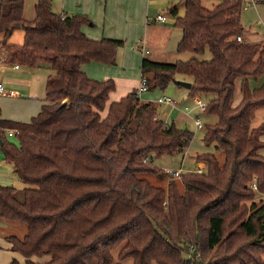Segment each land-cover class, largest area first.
<instances>
[{
  "label": "trees",
  "instance_id": "trees-1",
  "mask_svg": "<svg viewBox=\"0 0 264 264\" xmlns=\"http://www.w3.org/2000/svg\"><path fill=\"white\" fill-rule=\"evenodd\" d=\"M202 2L185 0L174 24L182 33L176 52L196 58L169 64L145 54L140 64L146 92L190 83L189 97L204 100L203 115L214 119L204 142L222 163L211 153L197 156L206 172L181 175L179 189L151 158L183 153L193 134L157 119V105L142 102L137 89L103 117L115 82L82 70L115 65L123 42L89 39L81 27L92 22L54 13L51 0H35L32 21L23 18L24 0H0V51L9 63L50 73L36 116L0 120L4 160L26 185L21 197L0 185V220L25 228L22 239L6 237L23 264H203L185 256L191 249L200 256L203 243L205 252L217 251L211 264H264V127H251L264 108V43L244 41L242 0L211 10ZM17 30L22 43L8 44ZM207 53L210 61L198 59ZM7 130L18 132L19 146L6 140ZM141 175L167 177L166 189Z\"/></svg>",
  "mask_w": 264,
  "mask_h": 264
},
{
  "label": "rangeland",
  "instance_id": "rangeland-1",
  "mask_svg": "<svg viewBox=\"0 0 264 264\" xmlns=\"http://www.w3.org/2000/svg\"><path fill=\"white\" fill-rule=\"evenodd\" d=\"M257 3L255 7H245V4L249 2V0H244L245 3H243L242 11H241V17L240 22L243 26V28L246 31V39H248L249 42L252 41V43H255L254 41L260 40V38H263L264 36V0H256ZM62 2V0H52L54 10L56 13L59 11V5ZM217 0H203L202 5L208 10L212 9L213 4H216ZM34 4L35 0H24V16L26 19H32L34 17ZM105 6H107V0L105 2ZM112 6L109 8V13L112 11ZM117 15L112 16L111 23L114 27H119V31L124 29V21L117 20L115 21L116 16H119V11H115ZM121 18V17H120ZM155 24V27H151L148 37V48L150 45V54H146L147 58H150L151 60L155 62L160 63H175L177 61L179 62H187L191 58H196V56L190 54V53H184V54H178L176 52L177 43L178 40L181 38L182 33L178 29H174L171 25H159ZM129 27V26H127ZM158 28V29H156ZM119 35H123L122 32ZM19 37V40L17 38ZM22 36L23 32L21 30H17L14 32V35L8 41V44H20L22 42ZM101 37V36H100ZM21 39V40H20ZM118 40H122L124 43V48H126L129 52L128 56V62H126L125 66H119V65H113V66H107L105 68H108L107 70H111L109 72V77L106 79H112L115 81L114 77H122V78H128L132 79V77H139L140 76V62L141 57L138 55L135 51V46L141 47L144 41L143 34H140L138 37H135L134 35H126V38L121 39L117 38ZM147 43V41H146ZM138 44V45H137ZM145 47V43H144ZM3 53V51H0ZM199 60H205L210 61L211 56L207 53L204 57H199ZM118 66V67H117ZM49 70L42 68L38 69L37 73L33 75L31 79V83L34 86L35 90L37 91V95L35 92H33V96H36L37 98H41L44 93L45 88V79L48 76ZM102 75H97L95 80L102 81L100 79H104ZM116 83V90L113 92V97H119L124 91H126L128 88L125 89L126 83L115 81ZM160 95H165L172 100H174L177 104H179V108H172L169 105H157L156 100ZM239 98L238 93L235 96ZM140 99L145 102H152L155 103L157 107V113L156 117L163 122L167 121V124L169 122H173L179 129L187 130L190 133L193 134V137L189 143V145L185 148L183 153H176V154H162L158 156H152L151 161L152 164L158 168V169H170V170H178L182 169L183 173H187L188 171H194V169L197 166H200L201 168L204 167L205 172L207 170L206 165L202 162L196 159L197 156L202 154H214L219 163H222L223 156L215 150V147L213 144H207L204 142L205 132H206V125L207 124H213L214 119H208L203 114H198V104L197 102L189 97L188 90L178 87L174 85L173 83L168 85L167 88L163 91L159 90H149L147 92H144L140 95ZM204 101V100H203ZM184 108H187L185 111ZM191 113V114H189ZM196 116H199L201 121L204 124L203 129L197 130L193 125V118ZM165 120V121H164ZM257 126H263L264 127V108L257 110L254 113V116L251 120V127H257ZM5 136V132H4ZM6 140L14 144L15 146H19L18 140L16 137H9L6 138ZM261 140L264 141V134L261 136ZM1 152V151H0ZM2 154V152H1ZM264 154V151H263ZM3 155V154H2ZM3 157V156H2ZM4 158V157H3ZM189 174V173H187ZM141 177L145 178L149 183L153 186L166 189L168 178L165 179H157L153 175H141ZM176 184L179 186V189H181V180L180 179H174ZM0 185L1 186H8V187H15V186H22L21 181L17 178V176L14 174L13 168L9 163L4 162L0 159ZM255 192V191H254ZM21 191L17 192V196L21 197ZM256 193V192H255ZM259 195H257L254 199L256 203L259 202ZM5 222V221H4ZM3 229H0V245L5 241L6 236L8 235H15L18 238H23L25 235V228L17 223L12 222H5V224H2ZM204 228H206L205 219L203 220V240H204ZM229 228L226 229V235H228ZM247 250H250L248 248ZM200 256H198L196 259L203 264H211L217 262L218 259L215 257L216 250L212 252H205V246L204 243L199 247ZM114 257H116L117 253L113 252ZM261 259L264 260L263 254L260 255ZM16 258L18 257L17 254H13L10 251L6 250H0V264H5L8 259ZM220 259V258H219ZM20 260V258H19ZM230 264L232 261L229 262ZM122 264H132L131 259H127ZM197 264H200L197 262ZM237 264V263H232Z\"/></svg>",
  "mask_w": 264,
  "mask_h": 264
},
{
  "label": "crops",
  "instance_id": "crops-1",
  "mask_svg": "<svg viewBox=\"0 0 264 264\" xmlns=\"http://www.w3.org/2000/svg\"><path fill=\"white\" fill-rule=\"evenodd\" d=\"M242 1L243 3H245L244 0ZM105 2L106 0H62V2L59 5V11L56 13L51 0V9L54 13L59 15H65V16L80 15L87 17L92 23L89 25H83L81 27V31L86 37L92 40H100L102 38L124 39L126 38V35H134L135 37H138L140 34H143L145 48L149 52V54H150V45L148 48V44H149L148 32L150 31L151 27H155L154 23L164 26L169 24L174 29H178L174 27V24L178 19L183 18L185 15V0H107V6H105ZM219 3L220 1L217 0V3L213 4L212 9ZM111 5H113L112 11L111 13H109V8ZM249 7H255V6H249ZM115 11H119V15L121 17L120 18L119 16H116L115 21L121 19L124 21L125 25L123 30L119 31V27L112 26V24H116V23H111L112 16L117 15ZM158 14H164L166 16L167 22L166 23L154 22V19ZM34 17L32 19H26L24 16V8H23V18L25 20L32 21ZM121 32L123 35H119ZM245 36H244V41L249 42ZM17 38L19 40L18 36ZM10 39L8 41H10ZM180 39L178 40V43ZM22 41H23V36H22ZM254 42L264 43V36L263 38H260V40ZM127 51L128 50L124 48V43H123V46L117 50L115 65L125 66L126 62H128V56H129L128 55L129 52ZM135 51L138 55H140L142 60L143 55L137 52L136 46H135ZM8 64L10 66L6 67L3 70L0 76V80L2 81L7 91H13L17 95L0 96V120L27 123L32 117L36 116L39 113L41 109V105L43 103V99L45 97V88H44L43 96L40 99L37 98L36 96H33V92L36 93L34 95H37V91L32 85L31 79L33 75L37 73L38 69L28 68L25 66H19L18 69H14L12 64L15 63L8 62ZM105 67L107 66L99 65V64H87L82 67V70L91 79L95 80L97 75L104 74L103 75L104 79H100V80H106L109 77V75L107 74H109L111 70H107L108 68ZM49 74L50 73H48V75ZM47 77L45 81L47 80ZM114 78L115 81L125 82L126 83L125 89L126 88L128 89L124 91V93H122L119 97L117 96L115 98H112L113 92L115 91L109 94V99L106 104V109L102 114L103 117L106 115L107 109L112 102L119 101L121 98L125 97L132 90L138 89L140 85L141 73L139 77L137 76L132 77V79L122 78V77H114ZM115 90H116V83H115ZM2 156L3 155L0 152V159L8 163L7 161L4 160ZM14 188L17 191H22L26 188V185L22 183V186L18 185L15 186ZM2 224H5V222L0 220V229H3V227H1ZM0 250L10 251V244L6 239L2 243V245H0ZM13 254H17V253H13ZM17 255H18L17 260L19 264H23V258L19 254ZM12 259H16V258L10 257V259H8V261H6L5 264H9Z\"/></svg>",
  "mask_w": 264,
  "mask_h": 264
},
{
  "label": "built area",
  "instance_id": "built-area-1",
  "mask_svg": "<svg viewBox=\"0 0 264 264\" xmlns=\"http://www.w3.org/2000/svg\"><path fill=\"white\" fill-rule=\"evenodd\" d=\"M220 2H224V1H228V2H232V1H236V0H219ZM257 3L256 0H249V2H247L245 4L246 7H249V6H255ZM154 22H157V23H166L167 22V19H166V16L164 14H158L155 19H154ZM236 40L238 42H242L243 41V38L241 37H237ZM138 45V44H137ZM136 50L137 52L141 53V55H145L147 54V50L146 48L144 47V41H143V44L141 47H138L136 46ZM10 66L8 64V61H7V58H6V55L5 53H0V76L3 72V70ZM13 68L14 69H18L19 68V65L18 64H12ZM146 87H147V81H146V78L145 77H141L140 79V85L137 89L138 91V94L139 96L146 92ZM17 94L13 91H7L2 83V81L0 80V96H16ZM194 100L197 102L198 104V114H204V112L206 111V103L204 101H201L197 98H194ZM156 104L158 105H169L170 107L172 108H179V104H177L174 100H172V98L168 97V96H165V95H160L157 100H156ZM184 110L186 111L187 108H184ZM190 114V113H189ZM165 124H167V121L164 122ZM193 125L194 127L197 129V130H201L203 129L204 127V124L203 122L201 121L200 117L199 116H196L195 118H193ZM18 132L15 131V130H7L6 131V137H15L16 134ZM146 160H144L145 162ZM164 173H166L169 178L171 179H178L180 178L181 175L183 174H187V173H190L191 171H188L187 173H183L182 169H178V170H170V169H163ZM205 169L204 167L201 168L200 166H197L196 165V168L194 169V172L197 173V174H200L202 172H204ZM250 189H252L253 191L257 192V188H256V185L254 183H252L250 185ZM163 206H165V204H162ZM185 256L187 257V259H191V258H197L198 257V254H195L193 255V250H189V252H186L185 253Z\"/></svg>",
  "mask_w": 264,
  "mask_h": 264
},
{
  "label": "water",
  "instance_id": "water-1",
  "mask_svg": "<svg viewBox=\"0 0 264 264\" xmlns=\"http://www.w3.org/2000/svg\"><path fill=\"white\" fill-rule=\"evenodd\" d=\"M173 84L176 86H179L181 88H184L186 90H189L191 88V84L183 81H173Z\"/></svg>",
  "mask_w": 264,
  "mask_h": 264
}]
</instances>
